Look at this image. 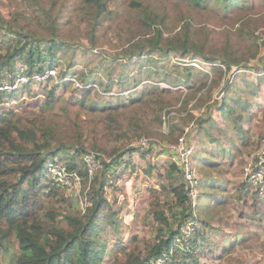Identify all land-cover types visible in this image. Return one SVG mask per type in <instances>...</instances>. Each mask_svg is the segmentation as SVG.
<instances>
[{
    "label": "trees",
    "instance_id": "obj_1",
    "mask_svg": "<svg viewBox=\"0 0 264 264\" xmlns=\"http://www.w3.org/2000/svg\"><path fill=\"white\" fill-rule=\"evenodd\" d=\"M82 1L87 7V14L94 20L93 27L102 17L112 14V9L108 5L116 2V0ZM179 1H185V4L195 11L206 8L209 4L216 6V10L223 13L232 6H245L244 0H155L153 4L150 0H125L134 19L129 20L130 16L128 18L133 28H129L131 34L122 44L121 63L130 69L135 68L139 77H158L169 84L184 83L185 86L188 83L186 84L181 77L175 80L168 77L179 68L185 69L187 76L190 77L189 64L181 62L167 70L162 67L164 64L159 62L167 59L169 54H174L181 57L195 56L208 63L209 73L214 76H210L209 79L202 71L206 78L199 80V83L195 82L196 87L187 86L188 93H185L183 99L185 102L190 92L196 93L201 89H204L205 94L211 95L213 87L220 82L219 76L224 75L222 96L217 101L210 99L206 113L203 111L193 119L197 134L205 133L211 141L218 140L219 137L212 133L211 127L224 131H228L231 126L241 129L240 123L249 118L247 114L253 102L260 103L264 98V36L258 32L260 25L257 17L248 14L239 17L232 30L237 34V38L231 40L228 34L223 45L207 49V35L199 34V29L193 26L190 17L182 15L177 27L168 25L166 5L168 2L175 5ZM27 2L33 8L32 16L15 8L11 10V17L7 19L0 11V29L8 33L2 39L3 48H0L3 49L0 51V78L10 76L19 65H24L29 75L43 73L47 68L59 66L62 57L77 48L73 42L62 41V38L56 35L55 30L58 27L56 17L48 8L41 5L40 0ZM157 2L164 3L163 7H157ZM33 27L39 30L44 28L45 32L41 31L35 35ZM201 29L208 30L206 26ZM78 47L80 52H87L88 47L84 43ZM200 63L203 66L201 61ZM74 65V61H68L66 63L68 69L61 68L58 74L66 77ZM235 67H244L255 73L256 82L247 81L245 71L235 74ZM110 69L105 79L98 80L94 79L93 74H89L94 68L88 67L87 71L84 70L80 75L81 87L75 85L80 91L79 95L74 93L69 95L70 104L92 110L98 108L107 114L105 118H81L77 115L78 112H75L76 116L73 119L68 117L67 120H59L39 110L30 114L17 113L16 116L7 119L11 107L0 108V122L3 123L0 125V264H4L5 261H10L11 264H103L109 248L108 235L111 228L117 230L116 224L121 209V203L117 200L118 192H125L123 188L116 187L112 196H108V187L120 179L123 173L119 172L112 176V170L121 163L119 160L121 156L133 152L140 154L144 160V164L142 162L138 166L132 164L134 170L141 168L145 175L155 171L159 179H165L166 182L160 187L168 189L173 195L177 214L172 213L170 217L167 203L158 194L160 189L149 186V212L156 223L154 235L145 239L144 247L137 244L126 247L124 242H118L115 246L120 249L118 264H159L157 260L165 256L168 260L160 264H208L207 261L201 260L202 249L200 252L195 250L197 244L198 247L202 246L198 243V238L205 237L202 231L204 224L199 216L194 226L196 237H192L190 246L181 247L176 243L180 235L179 226L193 216L194 209L196 212V206L194 209L192 207L188 183L183 177L181 167L171 161L161 171L158 161L152 160L153 155L161 153L156 148L158 144L154 138L148 140L145 146H131L129 143L130 146L124 148L126 144L122 143L119 146L114 145L109 151L102 145L104 136L113 132L115 124H119L118 115L121 114L119 108L125 107L127 104L125 100L128 99V105L142 104L148 101L145 99L154 97L150 100L152 105L148 104L146 107L153 110L156 104L158 108L165 107L159 95L162 92L158 87L150 85L147 88L135 89L134 87L140 86L141 81L136 78V73L113 78L111 75L113 69ZM90 77L92 80H89ZM240 79L249 87H243L238 83ZM45 82L48 85L44 86L43 90L48 108H52L56 101L63 99V94H57V87L63 91L73 83L67 80L61 85H56L50 81L49 85V79ZM94 82L103 86L105 91H111L115 82H120L125 88L132 87L133 91L127 97L122 94L108 97V101L102 107L101 101L91 99ZM31 90L30 84H26L13 92H0V105L12 102L24 93L30 92L31 96H35L37 92L32 94ZM144 94L147 97L143 96ZM201 99L202 96H198L193 108L201 107L203 102ZM213 108L219 110L226 118V127H221L213 118L211 113ZM61 109L65 113L68 112V108L64 106ZM155 118L159 123L164 121L159 110H156ZM168 126L169 136H172L175 125ZM92 151L118 156L110 161L102 158V166L100 165L90 178L83 157ZM95 152L94 155L97 156ZM50 160L64 162L69 169L76 170L83 177L82 180L86 183L83 197L88 200V205L82 213L75 214L60 206L68 201L65 194L67 190L51 181L44 173L46 163ZM240 171V167L235 168L233 174L236 175ZM248 186L250 185L247 182L239 180L236 188L235 196L239 201H244V204L248 200ZM39 215L42 217L36 219ZM60 215L65 219L66 225L56 222ZM241 215L244 213L241 212ZM199 224L203 228H200Z\"/></svg>",
    "mask_w": 264,
    "mask_h": 264
},
{
    "label": "rangeland",
    "instance_id": "obj_2",
    "mask_svg": "<svg viewBox=\"0 0 264 264\" xmlns=\"http://www.w3.org/2000/svg\"><path fill=\"white\" fill-rule=\"evenodd\" d=\"M40 2L43 7L48 8L52 15L56 17L58 24L55 30L56 35L62 38V41L73 42V45L77 48L75 51L70 50L69 54H65L61 62H59V66L52 67L56 71L55 78L50 79L49 76H46L39 81L26 83L30 84L32 94L33 92H37L35 96H31L30 92L24 93L16 100L0 105V108L11 107L9 108L11 113L7 114V119H11L17 113L30 114L32 112H39V110L59 120H67L68 117L73 119L76 116L75 112H78L77 115L81 118H105L107 114L98 108L92 110L87 107L70 104L71 99L69 95L72 93L79 95L80 93L75 88V85L81 87L79 83L81 73L84 70L87 71V68L90 66L94 70L89 72V74H93L94 79L98 80L105 79L110 68L113 69L111 72L113 78L136 73V78L141 81L140 86L134 88H147L150 85L158 87L162 92L159 95L165 107L158 108L157 104L153 106L154 110L146 107L148 104L152 105L150 100L154 97L145 99L148 101L142 104L128 105V99L125 100L127 103L125 107L119 108L121 113L118 115L119 124H115L112 129L113 132H109L107 136H104L102 145L109 151L114 145L119 146L122 143L126 144L124 148L130 145L145 146L150 139L154 138L158 144L156 148L161 153L153 155L152 160L158 161L157 164L161 165L160 169L163 171L166 165L173 161L172 158L176 154L172 145L177 144L178 138L182 134H185L187 139L186 144L191 147L188 157L189 165L194 170L198 180L195 197L196 213L204 224L202 231L205 233V237L198 238V243H201L202 246L198 247L197 244V249H195L199 252L202 249L201 260L207 261L208 264H264V193L262 195L259 194L258 184L251 183L248 186L247 203L244 204V201H239L235 196L238 181L244 180L243 166L251 156H255L254 158H256L257 151L263 146L264 98L260 103L253 102L247 114L249 118L244 119L240 123L241 129L238 130L231 126L228 131H224L219 130L217 127H211L212 133L219 137L218 140L211 141V138L204 132V134L196 133L193 119L195 115H199L203 111L206 113L210 106V99L211 101H217L222 96L224 75L219 76L220 82L213 87L211 95L205 94L204 89H201L196 93L190 92L185 102L183 99L184 95H186L185 93H188L187 86L192 85L196 87L195 82L199 83V80L206 78L202 74V71L209 76V79L210 76H214V74L209 73L208 63L195 56L181 57L174 54H169L170 56L167 59L159 62V64H164L162 67L167 70L172 65H179L181 62L189 64L191 66L189 70L191 72L190 77L187 76V71L182 68H179L176 72H172L168 77L170 80L181 77L186 81V84L188 83L187 86L184 83L169 84L158 77H139L138 72L134 70L135 68L130 69L129 66L122 65V60L120 59L123 51L122 44L126 42V37L131 34V29L129 28H133L129 20L134 19L129 13L130 9L125 0H116L115 3H109L108 7L112 9V14L102 17L94 27L92 26L94 20L87 14V7L84 6L85 3L82 0H40ZM150 2H155V0H150ZM244 2V7L238 5L232 6L226 13L216 10L217 7L212 4L195 11L186 5L185 1H179L175 5L172 2H168L166 5V12L168 14L166 21L168 25L177 27L180 24V17L182 15L186 18L190 17L193 21V26H197L199 29V34H203V36L207 35V49L211 46L217 48L223 45L225 43L224 39L228 34L231 40L237 38V34L232 30H234L239 17L247 16L248 14L251 17H257V22L260 25L258 32L264 36V0H244ZM157 4V7L160 8L164 5V3L158 2ZM15 8L19 12L24 11L30 16L33 15V8L27 0H1L0 11L7 19L11 17L10 12ZM204 26L208 30H202L201 28ZM33 30L35 35L41 31L45 32L44 28L39 30L33 27ZM6 34H8L7 31L0 29V48H3L1 45L3 44L2 39ZM81 43H84L88 47L86 53L80 52L78 46ZM0 51H3V49H0ZM70 60L75 62L71 73L66 77H61L58 74V70L61 68L68 69L66 63ZM199 61L202 62L204 67L201 63L199 64ZM234 69L236 70L235 74L245 71V77H248L247 81L256 82L257 76L252 71L244 67H235ZM49 70L51 68H47L40 75H46ZM48 79L49 85L51 82L56 85H61L62 82L67 80L73 82V85L70 84L63 91H60V87H57L56 92L60 95L63 94V99L56 101L52 108H48L45 104L46 95L43 90L44 86L48 85L45 84V81ZM89 80H92V77ZM243 81V79H240L237 82L243 87H249ZM92 88L91 99L96 98L101 101L100 106L102 107L105 106L108 97L111 98L112 95L120 94L127 97L133 91L132 87L125 88L120 82H115L111 91H105L104 87L100 86L97 82L92 83ZM200 95L203 101L201 107L193 108L195 106L194 102ZM143 96H146V94ZM63 106L68 108L67 113L61 109ZM165 109L168 111L166 112ZM156 110H159L161 117L164 118V121L161 123L157 122L159 120L155 118ZM211 113L221 127L227 126L226 118L221 115L219 110L213 108ZM130 114L131 116L129 117ZM189 114L192 115L190 116ZM2 124L0 122V125ZM169 124L175 125V131L172 133V136H169ZM141 140H146V143L142 144ZM129 143L130 145H128ZM94 152L92 151L91 153ZM95 153L97 154L96 159L99 160L101 166L102 158L110 161L111 159L115 160L118 156L117 154ZM119 160L121 163L115 170H112V176L119 172L123 173L120 179L108 187V196H112L116 187L123 188L125 192H118L117 200L121 203V209L116 224L117 230H112L111 228L108 235L109 248H107L103 264L119 263L120 249L115 247L118 242H124L126 247L132 244L144 247L145 239L154 235L156 223L151 218L149 212V186H155V188L160 189L158 194L167 203V212L170 217L172 213L177 214L175 213V209L177 208L173 195L168 192V189L160 187L162 183L166 182L165 179H159L155 171L149 175H145L141 168L135 170L132 168L131 165L134 163L137 166L141 162L144 164V160L140 154L137 152L126 153ZM255 163L254 159L252 167ZM77 164H79L78 161ZM239 167L241 168L240 173L234 175L233 170ZM44 173L46 174V170ZM82 179L83 177H81V180L75 187L65 191L68 201L67 203H62L63 205L60 206L66 211L69 210L76 214L82 213L85 209L86 202L83 193L86 183ZM170 208L171 210H168ZM241 212L244 215H241ZM41 217L39 215L36 219H40ZM56 222L60 225H66V221L62 215L57 217ZM199 226L203 228L200 224ZM188 236L184 242V246L181 244L180 246L186 248L190 246V240L193 236L194 238L196 237L194 229ZM177 243L179 244L178 241ZM166 260L168 258L165 256L157 260V263L160 264ZM4 264H11V262L5 261Z\"/></svg>",
    "mask_w": 264,
    "mask_h": 264
},
{
    "label": "built area",
    "instance_id": "obj_3",
    "mask_svg": "<svg viewBox=\"0 0 264 264\" xmlns=\"http://www.w3.org/2000/svg\"><path fill=\"white\" fill-rule=\"evenodd\" d=\"M49 76V78H55L56 71L54 68L48 71L46 75L43 74H32L28 75L25 72L24 65H19L13 73L4 78H0V92H13L18 90L22 85L30 82V81H39L41 78ZM186 136L182 134L178 138V142L175 145H172L173 150L175 151V156L172 158L173 162H176L181 166L183 177L185 181L188 183V194L191 197L192 207L196 206L195 197H196V185L198 183L196 174L192 167L189 165V154L191 152V147L186 144ZM142 144L146 143V140H141ZM255 156H251L248 162L243 166L244 171V181L249 185L258 184L259 186V194L264 193V142L263 146L257 151L256 158ZM84 165L88 171L89 177L91 178L94 172L98 167H100L101 163L96 159L94 153H88L83 157ZM255 159L256 163L252 167L253 160ZM46 174L49 179L55 182L58 186L65 188L66 190H70L75 187V185L81 180V176L78 174L76 170H71L67 167V165L62 161H54L50 160L46 163ZM85 206L88 205V200L86 197ZM84 209V208H83ZM84 211V210H83ZM197 223V214L194 209L193 216L189 217L179 226L180 235L177 237V241L184 246V242L191 234L194 229L195 224ZM184 236H186L184 238ZM181 246V247H183ZM160 259V258H159ZM158 259V260H159Z\"/></svg>",
    "mask_w": 264,
    "mask_h": 264
}]
</instances>
